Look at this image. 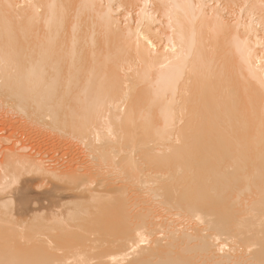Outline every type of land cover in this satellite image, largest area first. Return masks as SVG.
<instances>
[{
    "label": "bare ground",
    "instance_id": "bare-ground-1",
    "mask_svg": "<svg viewBox=\"0 0 264 264\" xmlns=\"http://www.w3.org/2000/svg\"><path fill=\"white\" fill-rule=\"evenodd\" d=\"M6 96L96 168L82 191L75 156L71 180L16 148L0 264H264V0H0Z\"/></svg>",
    "mask_w": 264,
    "mask_h": 264
},
{
    "label": "rangeland",
    "instance_id": "rangeland-1",
    "mask_svg": "<svg viewBox=\"0 0 264 264\" xmlns=\"http://www.w3.org/2000/svg\"><path fill=\"white\" fill-rule=\"evenodd\" d=\"M7 98H10V99H7ZM1 100V99H0ZM8 101H10V102H8ZM15 103V101H16V98H13V97H7L6 96V98L5 97H3L2 98V101H0V103L2 104V106L3 105H5L4 107H2L1 106V104H0V106L2 107V110H0V140L1 141H3V142H1L0 141V162L2 163V161H3V163L2 164H0L1 166L3 165L4 167H2L1 168V166H0V179H2L3 177H5L6 178V175L8 174V175H10V176H19L20 174L22 175L21 176V178L23 177V174L27 171V170H29L30 168H32V167H28V169H27V167H25L26 168V171H25V169H24V167L22 168L21 166L19 167V168H22V170L24 171V173L22 174V172L20 173V171H18V170H14V167H15V165H14V161H13V159L11 160V159H9L10 161H11V163L13 162V164H11L10 163V161H8L7 160V158H11V156H13V157H15V155H17V153H18V151L20 152V153H24L25 155H27V156H29V157H34L35 159L36 158H38L37 160H38V162H39V160H40V162L44 159V160H46V162L49 164H47V163H45V161H43V162H41L42 163V165L41 166H44V167H49V168H47V169H50V170H52V169H55V170H60V168H61V170L60 171H57L55 174H57V176L58 175H60V174H62V176H64V177H66L67 179H69V177L71 178V180H72V178L74 179V176L73 177H71L72 175H78V174H83V173H89L91 170H93V171H91L89 174H88V176H91V175H93L94 174V171H95V166L93 167V169H92V167L91 166H93V164L95 165V161H94V156L92 155V152H90L91 151V149L90 148H88L89 147V145H88V141L86 142V141H84L85 143L83 144L82 143V141H80V143H81V146H79L80 144H78V142H75L77 139H74L73 141L75 142V143H73V141H71L70 142V140H72V139H70L69 140V138L67 139V138H63V140L64 139H66V140H64V142H62L61 140H60V138H58V140H57V137H58V135L57 134H59V132L60 131H54V130H47V131H49L50 133L48 134V132H46V130L44 131L45 132V134H48V136L47 135H44V134H42L41 133V131H40V129L39 128H36V127H34L33 128V126H29L28 124H29V121L27 122V124H25L26 123V119L24 118V123H23V125L22 124H20V122L22 121H20V119H22L23 117H21V118H19V116H18V118H17V115L18 114H14V112L15 111H13V102ZM8 103H10V104H12V105H10V104H8ZM6 106H8V108L6 109ZM11 106H12V108H11ZM0 107V108H1ZM5 108V109H4ZM12 109V110H10V109ZM3 111H4V113H3ZM9 111H11V112H9ZM12 111H13V113H12ZM5 112L7 113H10V114H5ZM11 113L12 114H14L13 116L15 117V119H14V117L11 115ZM5 115V116H4ZM11 116V117H10ZM9 117V118H8ZM5 119V120H4ZM17 119V120H16ZM20 121V122H19ZM17 125V126H16ZM26 125V126H25ZM27 125H28V127H27ZM13 126V127H12ZM21 127V128H20ZM13 128V129H12ZM20 128V129H19ZM25 128V129H24ZM33 128V129H32ZM49 127H46V129H48ZM54 132V133H52V132ZM23 134H22V133ZM56 132H58V133H56ZM53 134V136L54 137H52L50 134ZM56 133V134H55ZM28 134V135H27ZM60 134H62V133H60ZM11 136V137H10ZM18 136V137H17ZM49 136H51L52 138H53V140L51 139V138H48L47 139V137H49ZM56 137V138H55ZM59 137H61V135L59 136ZM54 139H56L55 140V142H54ZM6 140V141H5ZM21 140V141H20ZM50 140V141H49ZM69 140V141H68ZM19 141V142H18ZM56 141H58V142H56ZM66 141V142H65ZM67 141L69 142V144L67 143ZM78 141V140H77ZM59 142H60V146H59ZM61 142H62V144L64 143H66L67 144V146H66V144H65V146L66 147H68V148H70L71 146H74L75 144H76V146L78 147V148H76V146L74 147L75 149L73 150V148H72V156L70 155L69 156V154L70 153H67V155L65 154L67 151H63V148L62 147H64V145H62V147H61ZM90 142H92V141H90ZM3 143V144H2ZM14 143V144H13ZM18 143V144H17ZM71 143V144H70ZM87 143V144H86ZM22 144V145H21ZM74 144V145H73ZM82 144H83V146H82ZM17 145V146H16ZM57 145V146H56ZM69 145V146H68ZM71 145V146H70ZM84 145H86L85 147H84ZM55 147H56V149H55ZM60 147V148H59ZM86 148V149H88L87 151H89V153L86 151V149H84V151L82 150V148ZM8 148V149H7ZM18 149V151H17V149ZM21 148H24V149H26L25 151L24 150H22ZM47 148H48V150H51L50 151V153H49V151H47ZM51 148H54L53 150L51 149ZM67 148V149H68ZM71 148H70V151H68V152H71ZM12 149V150H11ZM39 149V150H38ZM58 149H62L61 151H59L58 153H56V155H57V157L59 156V154H60V156L61 155H63V154H61L62 152H64V155H63V158H62V156L60 157H55L56 155H55V152H57L58 151ZM64 149H66L65 147H64ZM81 149V150H80ZM7 150V151H6ZM10 150V151H9ZM13 150H15L16 152L15 153H13L14 151ZM54 150H56L55 152H53ZM21 151H24V152H21ZM37 151V152H36ZM83 151V153L86 151L87 153H84V154H86V155H84L83 153H81ZM6 152H8V154H5ZM11 152H12V154H11ZM26 152V153H25ZM44 152V153H43ZM80 152V154H81V157H80V154H79V156L78 157H80V159L78 160V159H75V158H77V156L75 155V154H77L78 155V153ZM42 153V154H41ZM47 153L48 154H50L52 157H54V158H48V157H50L49 155H47ZM54 153V154H53ZM73 153H74V155H73ZM19 154V153H18ZM33 154V155H32ZM87 154H89L88 156H90V155H92V156H90V157H92V158H90V157H87ZM5 155H8V156H6L5 157ZM54 155V156H53ZM66 155V156H65ZM47 156V157H46ZM65 156V157H64ZM68 156V157H67ZM75 156V157H74ZM83 156H86L87 158H89L88 159V161H85V160H87V158L85 157V159L83 160ZM40 157H42V158H40ZM44 157V158H43ZM67 157V158H66ZM70 157V160H71V157H72V160H73V157H74V160L76 161V165H77V167H75V168H73V166H75V165H70V164H72L73 162H72V160L70 161L68 158ZM5 158V159H4ZM40 158V159H39ZM48 158V159H47ZM59 158H60V160H62V161H59ZM64 158H66L65 160H64ZM58 159V160H57ZM68 159V165L66 164V166L68 167L69 166V168H67V167H65V163L64 162H67L66 160ZM81 159H82V161H81ZM91 159H92V162H93V164H92V162H91ZM8 162H7V161ZM50 160V161H49ZM53 160H57L56 162H54V164L53 165H58L57 167H54L53 165H52V161ZM78 160V161H77ZM90 160V161H89ZM5 161H6V163L8 164L9 163V167L11 166V165H13L11 168H12V170H11V168H9L7 165H6V163H5ZM79 161L80 162H84V163H86V165L88 164V166H86L85 164H83V165H81V163H79ZM57 162H58V164H57ZM60 162V163H59ZM71 162V163H70ZM78 162V163H77ZM87 162H90V164L89 163H87ZM40 163V164H41ZM46 165H45V164ZM51 163V164H50ZM61 163H63L64 164V166L63 167H65V169H63L62 170V164ZM70 163V164H69ZM75 163V162H74ZM39 165V164H38ZM61 165V166H60ZM80 165H81V167H80ZM91 165V166H90ZM7 166V167H6ZM17 166V165H16ZM51 166V167H50ZM70 166H71V168H70ZM85 166H86V169H85ZM91 167V169H89L90 167ZM5 167H6V169H5ZM18 167V166H17ZM17 167L15 168V169H17ZM34 167V166H33ZM43 167V168H44ZM83 167V168H82ZM89 167V168H88ZM52 168V169H51ZM74 170H73V169ZM8 169H9V171H8ZM33 169V170H32ZM31 169V171H32V173H33V175H34V172H37V171H34L35 170V168H32ZM46 169V168H45ZM71 169L73 170V171H71ZM79 170L80 169V172H78L77 171V174H76V171L75 170ZM84 171H89V172H84ZM89 169V170H88ZM6 171V173L5 172H3V171ZM14 170V171H13ZM21 170V171H22ZM65 170H67L66 172H63V171H65ZM71 171V172H74V174H72L71 172H69V171ZM1 171L3 172V173H1ZM34 171V172H33ZM52 171H54V170H52ZM62 171V172H61ZM18 173L19 172V175H17V174H15V173ZM28 172V171H27ZM26 172V173H27ZM83 172V173H82ZM11 173V174H10ZM28 173H30L31 174V172H30V170H29V172ZM59 173V174H58ZM64 173V174H63ZM72 174V175H66V174ZM2 174V175H1ZM29 174V175H30ZM4 175V176H3ZM7 175V177H8V179L10 178V176H8ZM35 175H36V173H35ZM81 175L79 176V178L81 177ZM3 176V177H2ZM25 176L26 177H28V175H25L24 174V177L23 178H25ZM31 176V175H30ZM55 176V175H54ZM83 176V178L81 177L80 179L81 180H83V183L85 182V180L86 181H88L89 180V178L86 176V175H82ZM86 176V177H85ZM95 176V175H94ZM20 177V176H19ZM47 177V176H46ZM46 177H44V179H43V184H44V182H45V189H47V180H45L46 179ZM56 177V176H55ZM59 177H61V176H59ZM59 177L58 178H53L54 180H57V179H59ZM64 177H62V178H64ZM76 177H78V176H76ZM75 177V178H76ZM5 178H3L4 180H6ZM13 178H15V181L18 179V178H16V177H11V181H13L14 179ZM21 178L19 179V181L21 180ZM22 178V179H23ZM79 178H76V180L78 179V180H80ZM95 178V177H94ZM13 179V180H12ZM88 179V180H87ZM45 180V181H44ZM61 181H63L62 179H60ZM77 180V181H78ZM81 180L79 181V183L78 182H74L75 180H73V181H71L72 183H77L78 185H79V187L81 188V190L83 191L84 189L86 190L89 186H91V185H93V182H94V180L92 181V179H90V181H88V182H86V183H84L83 185H82V182H81ZM64 181H67L65 178H64ZM58 182H59V180H58ZM68 182H70V180L68 181ZM67 182V183H68ZM81 182V183H80ZM90 182H91V184H90ZM1 183H2V181H1ZM9 183V182H8ZM11 183V182H10ZM13 183V182H12ZM11 183V184H12ZM16 183H18V181L16 182ZM39 184V186L37 185V187L35 188L36 190H39V192H46L47 190H44V187L42 186V184H41V182H38ZM88 183V184H87ZM11 184L10 185H8L9 187L11 186ZM86 184L88 185L86 188H85V186H86ZM14 185H16V184H12V188H14L15 186ZM40 185L43 187V189L42 188H40L39 189V187H40ZM85 185V186H84ZM14 186V187H13ZM84 189H83V188ZM4 188V187H3ZM20 187H18V188H16L15 190H18ZM89 188H91V187H89ZM88 188V189H89ZM9 188L8 187H6V190H8ZM87 189V190H88ZM5 190V189H4ZM10 191H11V189H9ZM8 190V191H9ZM43 190V191H42ZM2 193H3V190L1 191ZM1 192H0V195H1ZM79 192H80V189H79ZM75 194H76V192H75ZM75 194H73V197L72 198H64L63 200L65 201V200H71L72 199V202L71 203H65L66 204V206L68 205L69 206V208H70V205L72 204H74V200H75V204H74V207H73V209L75 210V206L76 205H78V208L80 209V210H83V211H86V210H88V208H89V203H86V205H88V206H84L85 204V202H90L88 199H89V197H87V195L84 197V195L83 194H85V191L84 192H82L81 193V195H82V199H85V200H88V201H83V204H82V202H80L79 201V199H81L80 198V196H77L78 195V193H77V195H76V197H75ZM80 194V193H79ZM47 196V195H46ZM84 197V198H83ZM3 198V197H2ZM47 198V197H46ZM57 197H51L50 198V201L52 200H55ZM73 198H74V200H73ZM76 198L78 199V200H76ZM88 198V199H87ZM70 200H69V202H70ZM43 203L45 204L44 206H43V209L44 210H46L44 213L47 215V212H48V209H47V200H44L43 201ZM63 202H62V204H64ZM40 204H41V202H40ZM67 206V207H68ZM71 207V208H72ZM64 209L66 208L65 207V205H64V207H63ZM78 208H76V209H78ZM64 209H61L62 211H64ZM66 209H68V208H66ZM80 210H78V211H80ZM43 211V210H42ZM50 211V210H49ZM65 212V211H64ZM75 212H77L76 210H75ZM82 211H80V212H78V213H81ZM85 213V212H84ZM83 213V214H84ZM44 214V215H45ZM2 215V214H1ZM0 215V217H3L4 215H2L1 216ZM41 215H42V213H41ZM5 217H7V216H5ZM1 220H2V218H0ZM4 219H6V218H3V220ZM11 219V218H10ZM38 219V218H37ZM7 220V219H6ZM6 220H4L3 221V223H2V221L0 222V225H1V223L3 224V225H1L2 227L4 226L5 227V225H4V222L6 221ZM9 220V219H8ZM7 220V221H8ZM12 220V219H11ZM34 220V219H33ZM10 221V220H9ZM9 221L7 222V223H9ZM25 221H28V220H25ZM25 221L24 222H22V224H23V226L25 227V228H23V229H30V231H31V229L34 231V227H35V231H40L41 233L43 232V228L45 227V228H47L46 226H45V224H42L41 222H40V220L38 221L37 220V222H40L41 223V226L43 225L44 227H41L40 225H39V227H37L38 226V223H36L35 224V222H36V220H34L35 222H31L32 221V219H31V221H29L28 222V224H30V226H32L33 228H30L29 227V225H27V222L25 223ZM43 221H47V220H43ZM11 222H14V220H12V221H10V224H6L7 226L8 225H10V227H11ZM25 223V224H24ZM34 225H33V224ZM44 223V222H43ZM14 224H15V222H14ZM14 224L12 223V225L14 226ZM18 224H19V222H18ZM21 224V223H20ZM28 226V228H26V226ZM37 225V226H36ZM16 226V225H15ZM18 226V225H17ZM16 226V227H17ZM22 225H21V227H23ZM36 227L37 228H39V229H37L36 230ZM14 228V227H13ZM18 228V227H17ZM17 228H15V229H17ZM40 228H42L41 230H40ZM1 229V228H0ZM4 228H2V231L0 230V232H4L3 234L5 235V237H6V232L7 231H5V230H3ZM48 229V228H47ZM17 230H20V228H18ZM46 229H44V231H45ZM29 231V230H28ZM32 231V232H33ZM48 231V230H47ZM40 232L37 234V235H35V236H39L40 235ZM50 232V231H49ZM22 233H24V235L22 234V236H24L25 238H26V236H25V234H26V232H25V230L22 232ZM31 233V232H30ZM35 233H37V232H35ZM34 233V234H35ZM46 232H44L43 234H45ZM28 235H32V234H28ZM46 236H47V234H45ZM40 236H44V235H40ZM1 238L2 237H4V236H0ZM23 237V238H24ZM25 240V239H24ZM24 240H22L23 242H24ZM27 240V239H26Z\"/></svg>",
    "mask_w": 264,
    "mask_h": 264
}]
</instances>
